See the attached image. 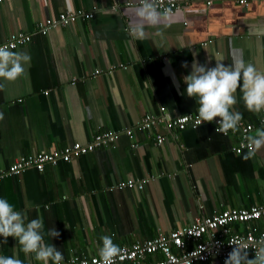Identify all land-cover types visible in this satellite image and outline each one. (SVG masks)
<instances>
[{"label":"crops","instance_id":"crops-1","mask_svg":"<svg viewBox=\"0 0 264 264\" xmlns=\"http://www.w3.org/2000/svg\"><path fill=\"white\" fill-rule=\"evenodd\" d=\"M131 3L0 2V43L11 33L29 35L27 44L12 51L31 56L27 79L0 92V170L16 157L85 144L102 131L134 129L133 141L120 135L112 147L0 180V198L29 219L42 216L46 230L60 232L49 243L63 252L64 261L74 254L98 256L104 235L128 246L225 209L264 202V148L245 159L247 152L231 151L235 137H223L209 124L182 131H167L163 124L197 112L195 98L183 95V78L194 59L208 67L221 60L227 65L233 44L264 71V0H248L244 7L235 0H194L174 11L177 18L163 38L147 28L143 41L129 35ZM63 11L91 12L92 18L37 33ZM241 95L238 91L234 110L242 113V122L254 124L264 113L248 112ZM145 116L161 121L140 129ZM157 136L163 137L160 145ZM131 142L137 146L131 148ZM126 179L146 182L141 190L114 188ZM246 227L262 230L264 219L234 229ZM3 239L0 254L18 253L23 264H40L21 252L14 238L6 244ZM161 258L159 253L150 257ZM212 264L220 263L213 259Z\"/></svg>","mask_w":264,"mask_h":264},{"label":"clouds","instance_id":"clouds-1","mask_svg":"<svg viewBox=\"0 0 264 264\" xmlns=\"http://www.w3.org/2000/svg\"><path fill=\"white\" fill-rule=\"evenodd\" d=\"M133 20L129 25V35L135 40L143 41L147 28L155 29V35L163 38L177 13L171 7L162 6V0H138L127 8ZM231 63L225 65L223 60L208 67L195 59L191 72L183 78L186 89L183 95L195 98L198 105L197 119L200 123H211L218 118V130L223 133L236 132L242 121V113L234 110L237 104L236 94L239 91L246 110L253 114L264 113V71L258 70L244 59L243 49L230 44ZM31 56L26 52L12 51L8 46L0 45V92L8 85L21 79H27ZM182 67H188L185 63ZM4 113L0 112V121ZM249 151L245 159H250L264 148V127L258 128L254 135L247 138ZM60 232L55 227L45 228L42 216L29 219L21 210L6 198H0V237H12L17 241L21 252L34 256L40 264H63L64 254L53 244L51 239L59 238ZM47 237V241L45 239ZM97 264H116L121 257L122 249L114 242L113 237L104 235L100 238ZM248 245H233L224 264H264V238L251 246L255 249L254 258L248 259ZM0 264H23L19 254L5 256L0 254ZM86 264V262H85Z\"/></svg>","mask_w":264,"mask_h":264},{"label":"built area","instance_id":"built-area-1","mask_svg":"<svg viewBox=\"0 0 264 264\" xmlns=\"http://www.w3.org/2000/svg\"><path fill=\"white\" fill-rule=\"evenodd\" d=\"M2 0H0L1 2ZM194 0H162V6L171 7L173 11L179 10ZM240 6H246L248 0H235ZM138 2V1H137ZM210 2H206L209 5ZM92 18L91 12L63 11L58 14L56 20H46L41 25L40 35H45L50 28L64 26L76 21L86 22ZM30 36L19 32L11 33L7 41L0 45L8 46L14 50L27 44ZM46 94V92H44ZM198 113H190L178 116L174 119L163 121L164 129L167 131L184 129L194 130L203 124H209L212 130L223 136H233L236 144L231 148L235 155L248 152L247 138L255 128L264 127V114L257 117L255 123H244L241 121L239 130L223 133L218 130V118L211 123H200L197 119ZM158 118L145 116L139 123L140 129L148 128L158 123ZM133 128H122L117 131H102L95 134L92 139L85 143H72L60 149L47 152H38L30 155L16 157L7 169L0 170V180L7 176H14L26 170L42 172L45 166H55L58 163H69L80 156L86 155L97 148L112 147L120 135H125L133 141ZM163 137L157 136L155 145H160ZM137 144L131 142L130 147L135 148ZM146 180L126 179L114 185L116 189L141 190ZM264 219V202L251 206L247 209H225L209 217L194 221L190 225L174 229L168 234H158L156 237L136 242L128 246H122L121 257L116 264H212L216 259L224 264L228 254L233 250V245H248L247 256L254 258L255 249L251 247L254 242L264 238V229L257 230L255 227H246L243 232L236 231L234 226L246 225ZM159 253L162 258L152 260L150 257ZM98 256L70 255L63 264H97Z\"/></svg>","mask_w":264,"mask_h":264},{"label":"trees","instance_id":"trees-1","mask_svg":"<svg viewBox=\"0 0 264 264\" xmlns=\"http://www.w3.org/2000/svg\"><path fill=\"white\" fill-rule=\"evenodd\" d=\"M211 127V126H210Z\"/></svg>","mask_w":264,"mask_h":264}]
</instances>
